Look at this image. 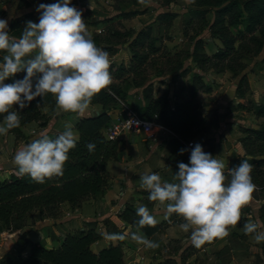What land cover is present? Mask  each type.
I'll return each mask as SVG.
<instances>
[{
	"label": "trees",
	"instance_id": "1",
	"mask_svg": "<svg viewBox=\"0 0 264 264\" xmlns=\"http://www.w3.org/2000/svg\"><path fill=\"white\" fill-rule=\"evenodd\" d=\"M165 10L172 9L175 0H154ZM29 6V3H26ZM191 15L208 26L212 39L222 43V47L217 50L213 57L204 54L207 42L197 40L192 53V60L197 66L206 71L208 64L214 72L220 74L231 71L235 77L241 76L236 97L244 100L249 88L248 78L243 74L248 66L242 60H250L259 56L264 49V0H195L191 3ZM214 13V22L208 24L206 16ZM132 13L126 17H134ZM176 13L163 12L158 16L160 24L171 25L177 18ZM27 21L34 22V14L28 13L22 17L13 19L9 27L10 37L19 38ZM191 22L189 24H191ZM203 30V27H201ZM129 39V40H128ZM107 45L102 48L114 56L117 51L111 46L126 45L132 55L130 66L127 68L121 65L116 68L110 66L111 76L120 81L126 75H134L135 88L144 87L142 80V68L149 62L150 54L157 52L156 43L159 38L154 37L153 29L145 28L138 33L128 32L121 34L113 31L106 37ZM94 43L100 47V40L96 38ZM5 52H0V63L3 62ZM264 63V59H263ZM189 70L182 74L185 77ZM26 72L15 75V80L23 79ZM126 83V80H124ZM212 87L207 85L204 77L200 74H193L191 86L189 88L188 99L176 97L174 104H171L169 89H166L160 96H154L152 84L143 88L139 105L130 104L129 90L127 91L120 84H111L108 90L102 91L93 97L91 105H101L103 112L89 118H82L77 123L75 129L79 133L76 147L69 151V159L65 163L63 176L54 177L40 184L33 182L30 176L21 177L18 170L8 177H3L0 173V234L17 233L28 227V220L34 214H39L40 220L58 221L63 215L64 204H68L70 209L77 210L83 203L92 199L104 198L111 188L115 177L108 170V165L117 162L119 158L120 140L109 141L105 137V130L113 122L110 112L122 108L125 104L140 118L155 122L172 131L176 137H170L161 146L167 149L166 163L170 170V179L167 182L176 183L175 173L178 172V164L183 162L189 164L191 150L187 144L196 138L199 131L217 126L218 120H208L205 118L197 104L201 93H210ZM44 108H49L45 113ZM56 109L55 98L48 94L45 98L37 97L30 102L29 106L20 110V127L9 130L15 137L16 144L24 141L26 136L23 129L32 123H39L40 127H46ZM253 112L254 115L263 120L259 129L241 128L243 137L239 140L244 157H235L234 166L240 164L242 159H247L253 165L251 176L252 181L264 191V104L252 102L248 107L244 104H237L234 110ZM4 115L0 114V123L3 122ZM211 121V122H210ZM56 138V137H55ZM53 138V139H55ZM95 144L94 152H89L86 145ZM203 150L206 148L209 153L215 152V143L211 139H205L199 143ZM185 149L183 155L180 150ZM1 155V152H0ZM147 205L151 206L155 202L149 201L147 191L141 192ZM137 207L133 202L127 203L120 210L118 217L130 228V233L137 231L139 217L136 215ZM260 215L264 217V204L260 208ZM183 218L172 214L166 220L157 221L155 227L145 226L139 229V234L146 239L155 235L165 234L173 226L183 223ZM87 230H77L69 232L57 248H47L43 245L33 243L27 238V232L18 237L15 242L17 252L16 259L9 256L0 260V264H126L125 263V241L118 240L116 245L95 253L91 246L103 240V234L99 233L95 223H86ZM218 239L211 243H206L200 248L193 245L185 249L181 256V261L186 264L189 257L194 253L203 251L206 247L215 244ZM264 249V242H261ZM28 250V256L24 254ZM162 264H177L172 259H168Z\"/></svg>",
	"mask_w": 264,
	"mask_h": 264
},
{
	"label": "clouds",
	"instance_id": "2",
	"mask_svg": "<svg viewBox=\"0 0 264 264\" xmlns=\"http://www.w3.org/2000/svg\"><path fill=\"white\" fill-rule=\"evenodd\" d=\"M138 2L147 5L149 0ZM70 4L71 0L40 4L36 9L41 14L39 22L27 21L19 38L10 37L8 21L0 19V52L6 53L0 63V114H6L0 135L20 127L16 106L23 110L37 97L51 94L61 111L84 116L93 97L112 84L108 52L96 46L82 12ZM20 72H26L23 79L5 83ZM75 147L76 137L69 125L55 139L40 133L39 138L16 151L13 163L21 177L28 175L33 182L43 184L63 176L69 151ZM86 147L94 152L96 146L89 143ZM185 151L181 149L180 154ZM189 161L190 166L178 164L176 183L162 181L159 174L152 173L142 175L140 184L149 193V201L165 206L166 219L172 214L183 218L179 227L186 233L191 230V243L200 248L227 237L229 229L240 222L242 210L252 204L256 189H260L252 181L253 165L247 159L229 170L230 180L224 163L198 143L191 149ZM136 215L137 231L131 239L149 249L158 248V243L139 234L140 228L155 227L156 218L146 206L138 207ZM262 229L259 220L243 226L245 235L258 244L264 242ZM103 236L109 241L125 239L118 233L105 232Z\"/></svg>",
	"mask_w": 264,
	"mask_h": 264
},
{
	"label": "rangeland",
	"instance_id": "3",
	"mask_svg": "<svg viewBox=\"0 0 264 264\" xmlns=\"http://www.w3.org/2000/svg\"><path fill=\"white\" fill-rule=\"evenodd\" d=\"M175 1L176 3L173 5L172 9L168 11L154 0H149L147 5H141L138 0H71L70 6H75L77 3L82 6L83 19L87 26L88 34L93 41L96 38L100 40L99 45L101 49L110 47L107 45L106 37L111 35L113 31L120 32L121 34H126L128 32L138 33L142 29L151 27L153 29L154 37L159 38V41L156 43L157 52H152L149 55V62L141 70L142 80H140L141 78H138L136 82H143L144 87L152 84L155 97L160 96L166 89H169L170 97L172 98L171 104H174V99L177 96L181 97L182 99H188V91L191 86L193 74L202 75L204 77L205 83L212 87V91L210 93H201L197 104L205 118L211 121L218 120L219 123L215 127L210 126V128H205L199 131L196 138L192 141L195 146V144H199L205 139H211L212 143H215V149L220 148L216 146V142L220 141V145H224L225 142L222 138H225V135L219 134L223 132L225 133L227 129L226 126H230L231 130H233V137L228 144L234 155V148H237L238 141L243 137L241 134V128L244 126L245 128L259 129L263 124V120L257 118L253 112H246L236 109L233 112H230V108H235L239 103L248 107L251 106L252 102L264 104V49L259 56H256L250 60H242V62L248 66L243 74L247 75L249 88L245 99H238L236 97V91L241 76L235 77L233 73L228 70L218 74L211 68L212 62H209L208 65L210 67L204 71L201 70L195 62H193L192 53L197 40H203L207 42L204 54L209 57L214 56L217 50L222 47V43L218 40L212 39L208 26H204L199 19L193 18V21L191 22V5L190 3H187V0ZM57 2H60V0H2V2H0V19H6L10 27L13 19L18 18L23 14L33 13L34 22L38 23L41 14L36 10L37 7L40 4L50 5ZM26 3H29L30 5L27 6ZM169 11L178 15L177 18L171 23L170 27L166 26V24H160L158 22V16L163 12ZM132 13L136 15L134 17H126ZM206 20L208 24H212L214 22V13L207 14ZM190 22L191 24H189ZM201 27H203V30H201ZM111 47L117 51V54L114 56H111V54L108 53L111 65H114L116 68H119L121 65L128 68L132 60V55L128 49V44L118 46L113 45ZM185 70H189V73L183 77L182 74ZM134 78H136L134 75H126L123 80L118 81L112 77V84H120L127 91L129 90L128 100L130 104L139 105L141 101V93L144 87L135 88L133 83ZM124 80H126V83ZM57 108L58 107L56 105L55 112ZM14 110H17V106ZM49 110V108H44L43 111L48 113ZM118 114H120V112L117 113V115ZM224 117H228L227 122L231 123L221 124V120H224ZM30 135L31 134H25L26 138L24 141H20L17 144L14 142L15 147L25 146ZM129 135L130 134H127V136ZM130 137L135 138L134 135H130ZM138 137L140 140L143 139L142 136H137L136 138ZM134 147L136 150H138V152L142 151L144 155H151V151L154 148L157 149V152L154 154L152 159L148 161V164H152L154 158L159 159L162 155V150H164L163 147H156V144L152 143V141L145 144L140 143V145L137 144V146L135 145ZM205 152L209 153V150L206 149ZM211 154L213 155V153ZM110 165L114 173L120 174L121 170L117 165H112V163ZM224 165L225 171H229L232 167H235L232 165L230 168H228V165ZM14 171H17V168L12 172ZM5 177H8V175ZM228 180H230V176L228 177ZM262 192L264 191H258L256 189L253 195H262ZM70 211V208L63 207V215ZM258 218L261 225H264V220H260V215ZM255 220L257 221L258 219ZM55 223L56 222L50 220H40L39 214H34L33 217L28 220V227L24 230L11 235V237L6 236L5 232L1 233L0 260L6 256H9L4 254L5 250H11V244L8 243V240H11L16 236L14 240L17 241L18 237L22 236L26 232L27 238L31 242L44 244L46 247L49 246L47 248H50L52 246V242H54L55 235L61 234V229L57 224L55 225ZM111 226V221L105 220L103 222L102 228L103 233L107 232L111 234V231L113 230ZM71 228L72 230H69L71 233L77 230H87L85 226L78 227V229H75V227ZM130 232L131 231L124 235L125 253H130V257H128L129 263L133 261L136 262L137 252L134 253L133 251L139 245L136 241L131 239L132 233ZM9 234L12 233H8V235ZM176 236L178 239H173L167 246L165 245L164 247V251L166 252L167 256L172 255L173 251H177L180 247L185 245H187V248L189 247L188 244L191 242V240H184L189 238V236H184L177 233ZM44 239H46V242H44ZM219 240L220 239H218V241ZM58 241H56L54 245H57ZM5 242L8 243V245H6ZM230 244L232 243H229L226 246L223 242L217 245L213 244L209 247H206L203 251L196 254L194 253L191 257H189L186 264H224L223 259L226 254H223V250L228 248ZM259 245L261 246L264 257V249L261 243H259L258 246ZM254 247L255 245L253 244V248ZM253 248H251L248 253L253 252ZM13 249L15 250V246ZM162 252L159 253V256L163 258L162 262H165V252L164 254ZM15 253L17 255L16 250L12 251V254H10L11 256H14L15 260H17ZM27 253L28 250L24 255ZM175 258L177 260L174 262L177 264H183L180 255L176 256ZM228 258L226 261L229 260ZM152 260H159L157 254L152 256ZM219 260L222 262L218 263Z\"/></svg>",
	"mask_w": 264,
	"mask_h": 264
},
{
	"label": "crops",
	"instance_id": "4",
	"mask_svg": "<svg viewBox=\"0 0 264 264\" xmlns=\"http://www.w3.org/2000/svg\"><path fill=\"white\" fill-rule=\"evenodd\" d=\"M26 14H23L24 16ZM20 16V17H22ZM19 18V17H18ZM11 25V24H10ZM14 77L9 78L5 81V83L10 84L13 81ZM122 107V106H121ZM122 108H118L110 112L111 117L113 120L118 116L117 113L121 112ZM103 112V108L101 105H90L88 111L85 113L84 116H80L73 112H63L59 108H57L54 115L50 118L47 123L46 127H40L39 123H32L23 129L24 134H31L28 138L27 136V144H29L32 140L39 138L40 133L44 132L47 133L50 139L57 137L59 134L63 133L66 130V126H71L76 141L79 138V133L76 131L75 127L80 119L82 118H89L92 114H100ZM228 117H224V120H221L222 123L227 122ZM0 123V125H2ZM226 132L220 133L219 135H225L224 145H220V141L216 142V146L220 148H216L215 152L213 153V157L218 160H221L224 164L228 165L230 168L232 165L234 166L235 157L245 156V151L241 143L238 141L237 148H234V155L232 153V149L229 147V142L232 140L233 137V130L231 127L226 126ZM242 128H245L244 126ZM223 129V128H221ZM27 132V133H26ZM137 136L130 137L125 136L120 140V150H119V158L117 162H113L112 165H117L119 167L120 174L114 173L111 169V163L108 165V170L111 174L115 177L114 181L112 182L111 188L108 191L107 195L104 198H99L97 200H88L83 203L82 207L77 210H72L64 214L61 219L56 222L59 228L61 229V234L55 235L54 242H52V246L50 248H57L61 245L64 237L72 230L71 227H78L85 226L86 223H95L96 227L99 228L97 231L101 234L103 233V222L105 220H110L112 223V231L111 233H118L126 235V233L130 231V228L127 227L123 221H121L118 217L120 210L123 206L127 203L133 202L134 205L138 208L140 206H146L157 221L166 220L165 218V206L160 205L158 202H155L153 205L149 206L140 195L141 192L146 191L141 187L140 184V177L144 174H152L157 173L161 176L162 181H168L170 179V170L167 167L166 157H167V149L163 148L162 155L159 159L154 158L152 164H148V161L152 159L154 154L157 152L156 148L151 151V155H144V153L138 152L135 145H140V143L145 144L149 143L150 141H145L144 139L140 140V138H136ZM220 137V136H219ZM15 137L8 131L7 135H0V173L3 177L9 176L10 173L16 169L12 157L16 153L17 150L24 147H15ZM156 147H162L161 143H156ZM206 151V148L204 149ZM225 171V169H224ZM229 171H225V175L227 176ZM229 177V176H228ZM260 191V190H258ZM258 196H254V200L252 204L248 207H245L242 210V217L240 222L234 227L229 229V235L224 239H220L215 244L225 243L227 244L232 243L223 250L224 256L223 262L224 264H264V257L261 246H258V243L255 242L252 236L245 235L243 226L247 222H256L255 219H258L260 215V208L264 204V192L262 195L257 194ZM121 199V201H120ZM63 207L70 206L68 204H64ZM247 209V210H246ZM249 212V213H248ZM260 220H264V217H261ZM71 229V230H70ZM82 229V228H80ZM70 230V231H69ZM177 234H181L184 236H189V238L184 239L185 241L190 240L191 230L189 232H184L179 226H173L167 230L165 234L155 235L151 237L149 240L154 241L159 244V247L156 249H149L144 245H138L136 249L133 251L134 253L137 252L136 262L129 263L128 257H130V253H125V263L126 264H162L163 258L159 256V253L164 251L165 245L167 246L173 239H178ZM16 233L9 234L6 233V236L11 237ZM60 235V236H59ZM16 237V236H15ZM15 237L13 239L8 240L7 242L11 244V250H5L4 254L11 256L12 251H15L13 248L15 246ZM231 237V238H229ZM47 239V238H46ZM44 239V242H46ZM59 241H58V240ZM57 242V245L54 243ZM179 241V240H174ZM223 241V242H222ZM118 240L116 241H109L105 238L103 240L93 244L91 246L92 251L95 253H99L100 251L110 247L111 245H116ZM6 243V242H5ZM6 243V245H8ZM34 243V242H33ZM256 243V244H255ZM40 244V243H39ZM235 244V246H234ZM253 244L255 247L253 248ZM46 247L44 244H40ZM192 243L190 242L188 246H191ZM49 247V246H47ZM240 247V248H236ZM187 248V245L180 247L177 251H173L172 255L167 256L165 252L166 260L172 259L177 260L175 257L182 256L183 252ZM253 248V252L248 253L250 249ZM10 249V248H9ZM3 251V250H2ZM164 252H162L164 254ZM11 253V254H10ZM28 254V253H27ZM27 254L24 257H27ZM157 254L159 260L153 261L152 256ZM16 255V253H15ZM17 256V255H16ZM15 256V257H16ZM229 257V258H228ZM229 259L226 261V259ZM135 259V257H134ZM262 261H261V260ZM222 261L219 260L218 263Z\"/></svg>",
	"mask_w": 264,
	"mask_h": 264
},
{
	"label": "built area",
	"instance_id": "5",
	"mask_svg": "<svg viewBox=\"0 0 264 264\" xmlns=\"http://www.w3.org/2000/svg\"><path fill=\"white\" fill-rule=\"evenodd\" d=\"M2 2V0H0ZM77 10H83L82 6L75 4ZM105 137L109 141H117L127 134L134 136H142L145 141H152L156 143H163L170 137L176 135L169 129L162 127L155 122L147 121L137 116L125 104H122L120 114L113 120L109 127L104 132ZM194 147L193 141L187 144V148L191 150Z\"/></svg>",
	"mask_w": 264,
	"mask_h": 264
},
{
	"label": "water",
	"instance_id": "6",
	"mask_svg": "<svg viewBox=\"0 0 264 264\" xmlns=\"http://www.w3.org/2000/svg\"><path fill=\"white\" fill-rule=\"evenodd\" d=\"M96 115H99V114H92L91 117H94V116H96Z\"/></svg>",
	"mask_w": 264,
	"mask_h": 264
}]
</instances>
